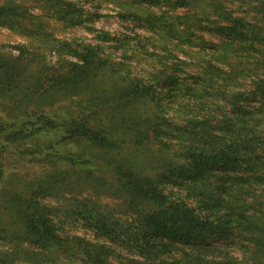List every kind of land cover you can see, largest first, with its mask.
Listing matches in <instances>:
<instances>
[{
  "label": "rangeland",
  "instance_id": "1",
  "mask_svg": "<svg viewBox=\"0 0 264 264\" xmlns=\"http://www.w3.org/2000/svg\"><path fill=\"white\" fill-rule=\"evenodd\" d=\"M0 9L7 10L0 13V131L43 113L63 118L66 110L74 118L91 115L92 125L103 123L102 109L88 107L83 92L72 94L58 79L81 64L84 47L99 46L122 74L150 86L157 77L176 83L170 92L153 89L151 101L136 105L158 113L167 129L149 134L142 163L151 158L178 169L187 163L188 143L211 152L244 140L255 163L246 174L207 171L186 186L190 191L174 177L166 192L187 193L191 207L206 215L205 206L219 197L225 207L220 215L232 226L226 238H207L152 261L158 250L147 247L135 228L141 216L80 172L107 184L108 167L91 162L63 169L30 157L9 160L0 149V221L4 191H16L45 206L58 229L54 240L38 244L20 240L13 228L0 229V264H90L83 259L87 251L106 254L108 264H264V239L234 225L264 231V44L241 43L223 30L239 21L244 35L264 37V0H0ZM252 171L263 181H254ZM243 175L247 183L233 181ZM97 219L113 227L112 238L93 226Z\"/></svg>",
  "mask_w": 264,
  "mask_h": 264
},
{
  "label": "trees",
  "instance_id": "2",
  "mask_svg": "<svg viewBox=\"0 0 264 264\" xmlns=\"http://www.w3.org/2000/svg\"><path fill=\"white\" fill-rule=\"evenodd\" d=\"M2 12L7 10L0 9ZM238 26L241 24L235 21L232 27L223 30L227 29L241 43L264 44V37L253 32L244 35L237 30ZM99 53V46L84 47L81 64L74 65L66 76L58 79L65 81L72 94L83 92L87 96L88 107L102 109L103 123L92 125L91 115L81 114L74 118L68 115L67 110L59 119L54 114L43 113L21 121L19 128L0 131V149L8 153L9 160L16 155L30 157L32 162L52 163L63 169L76 170L91 162L108 167L112 178L107 184L106 178L95 176L91 171L80 172L86 178L101 182L111 197L123 200L131 211L141 216L139 226L135 228L140 229L147 247L158 250L151 256L152 261L176 248L197 247L207 238L216 237L217 241L226 238L232 224L220 215L225 207L219 197H215L209 207L205 206V210L210 209L211 212L206 215L201 213L200 207H191L187 193L166 191L169 184L175 183L190 191L186 186L196 185L207 171L224 173L230 170L244 174L251 171L255 163H251L245 140L218 144L211 152H199L193 143H188L184 147L187 163L178 169H170V163L165 161L150 162L151 158L142 163L140 156L143 146L150 141L149 134H164L167 129L159 120L158 113L139 110L136 105L139 101H151L153 89L170 92L176 83L168 76L157 77L154 86H150L129 73L122 74L109 56ZM251 174L254 181H263L253 171ZM3 176L0 167V179ZM174 177L178 181H174ZM249 180L246 175L233 177L239 185ZM4 193L5 222L0 221V229L13 228L20 240L32 244L55 239L58 229L45 206L16 191ZM93 224L101 235L112 238L113 227H107L102 219L95 220ZM234 225L264 239L262 229L250 224L241 227L236 221ZM83 259L90 264H108L106 254L87 251Z\"/></svg>",
  "mask_w": 264,
  "mask_h": 264
}]
</instances>
